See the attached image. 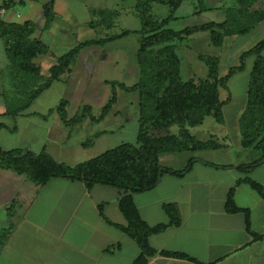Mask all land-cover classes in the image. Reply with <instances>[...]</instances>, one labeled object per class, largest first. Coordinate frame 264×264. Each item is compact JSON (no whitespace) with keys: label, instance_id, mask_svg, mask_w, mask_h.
Returning <instances> with one entry per match:
<instances>
[{"label":"crops","instance_id":"0c3cea01","mask_svg":"<svg viewBox=\"0 0 264 264\" xmlns=\"http://www.w3.org/2000/svg\"><path fill=\"white\" fill-rule=\"evenodd\" d=\"M49 1L0 0L2 21L22 23L32 20L37 28L31 39L41 40L49 47L46 54L33 59L41 68L43 79H31L18 73L11 64L0 37V145L4 150L46 151L55 160L73 166L122 143H136L140 119L139 94L126 92L117 86V101L104 119L92 121L88 117L75 127L67 126L53 109L64 99L69 102L68 119L85 105H90L92 114L99 118L113 93L109 82L118 81L131 86L140 78V67L134 58L130 59L125 45L114 44L117 34L103 33L105 29L110 30L117 25L123 8L95 5L85 0H54V20L46 27L43 4ZM126 1L129 0L123 2ZM201 2L202 8L192 2L194 8L191 13H179L181 4L173 13L168 27L174 29L171 24L187 15L201 17L195 25L223 22L227 9L237 6V0ZM18 4L23 5L22 11L17 9ZM156 5L161 7L159 2ZM153 7L151 4V13L159 20L171 13L170 8L169 15L160 18L153 13ZM251 9H264V0L256 1ZM206 12L210 16H206ZM136 13L138 15L137 9ZM98 29L104 30L99 33ZM254 32L264 35V20L242 35L243 41L251 39ZM238 36H227L221 46H215L209 31H199L180 41L177 52L179 54V49L185 46V63L190 69L199 54H204L200 43L208 48L214 46L221 66V50L227 47L228 38ZM110 37L114 38L82 48L70 71L53 81L28 106L24 103L18 105L22 96L21 92H17L15 78L27 80L28 86L36 81L44 82L58 58L73 47L88 40ZM140 38L141 35L139 47ZM260 40L251 44L255 45ZM230 52L231 49L228 50ZM179 56L182 75L183 59ZM194 72L190 71L193 75L189 79L202 78ZM105 74L124 77L121 81ZM109 88L110 92H104ZM53 92L62 93L55 98ZM246 102L232 111L229 118L224 112L229 103L224 105L225 122L222 124H215L207 116L202 124L189 127L199 139L217 137L223 147L160 153L162 172L156 186L133 192L135 205L149 225L169 222L164 209L167 203L178 206L182 219L179 226L170 225L149 236V242L157 252L148 257L146 264H264V237L254 240L247 230L245 215L229 213L225 208L227 194L235 186V202L251 211L252 230L264 233V198L247 183L237 185V180L245 176L237 166L255 159V155L248 150H241L239 119ZM179 130L178 126L172 132L178 134ZM94 135L97 136L93 144L84 146L83 142ZM232 146L240 154L237 161L213 159L217 153L222 156L219 153L223 151L232 153ZM191 159L193 164L189 166ZM261 164H256L250 174ZM253 177L261 180L256 173ZM120 197V189L113 185L97 183L88 189L85 181L64 177L51 178L39 184L25 173L0 168V230L9 228L5 239H1L0 264H133L142 251L137 241L123 229L128 221L120 210ZM163 250L185 252L201 263L164 256L161 253Z\"/></svg>","mask_w":264,"mask_h":264},{"label":"trees","instance_id":"16d2710c","mask_svg":"<svg viewBox=\"0 0 264 264\" xmlns=\"http://www.w3.org/2000/svg\"><path fill=\"white\" fill-rule=\"evenodd\" d=\"M153 1L139 0L136 5L141 20V29L138 31L141 35L140 47L137 51V62L140 67L138 82L127 86L122 82L110 81L113 93L103 107L99 118L92 114L90 105H85L73 118L68 119L69 102L64 99L53 109L59 113L67 126L75 127L88 117L92 121L104 119L117 101V86L126 92H137L140 100V119L136 143H122L73 166L55 160L46 151L35 153L24 152L23 149L4 150L0 145V168L11 169L20 174L25 173L36 183L44 184L51 178L64 177L83 180L88 189L97 183L118 187L121 193L119 207L128 221V225L123 229L137 241L142 251L133 264H146L148 257L156 254V249L149 242L151 234L161 232L170 225L179 226L182 220L178 206L167 203L164 209L169 216V222L149 225L142 219L135 205L133 192L156 186L162 172L159 164L160 153L218 149L224 146L217 137L208 140L199 139L191 133L189 127L202 124L207 116H213L218 123L225 122L223 106L230 102L231 95L222 100L220 88H227L231 77L245 70L249 57H254V62L248 85L246 107L239 119L241 145L244 149H255L259 157L250 163L237 166L245 173L243 178L237 180V185L247 183L264 198V184L250 176L256 164L264 163V39L243 51L239 57V64L231 66L224 76L219 75V56L199 54L198 58L208 67V74L206 78L198 80L182 78L181 58L177 52L180 41L199 31H209L211 42L215 46H221L227 36L247 34L264 20V9H251L258 0H237V6L227 9V17L223 22H207L174 30L168 27V24L173 18V13L184 0H167L166 4L171 8V13L162 20L155 18L151 13ZM43 7L47 19L46 27H48L54 20V0L44 3ZM36 28L32 20L22 23L1 20L0 37L4 41L7 56L17 72L31 79L42 80L41 68L33 62V59L46 54L49 47L41 40L31 39ZM129 33H131L130 30H125L116 37ZM113 38L81 42L60 56L57 63L50 68V76L38 87L31 92L29 89L21 88L19 92L24 97V105L28 106L31 100L48 88L53 81L70 71L82 48L96 43H105ZM22 83L23 81L19 85ZM173 125L179 126L178 134L161 135L151 132V129H164ZM96 136L83 142V145H92ZM192 164L193 159L190 160L189 166ZM235 190L234 186L227 194L226 211L243 213L247 230L254 240L263 239L264 233H256L251 228L250 209L240 207L235 202ZM8 231L9 228L0 230V244ZM161 253L164 256L201 263L182 251L163 250Z\"/></svg>","mask_w":264,"mask_h":264},{"label":"rangeland","instance_id":"374dc122","mask_svg":"<svg viewBox=\"0 0 264 264\" xmlns=\"http://www.w3.org/2000/svg\"><path fill=\"white\" fill-rule=\"evenodd\" d=\"M85 1H89L95 5H100V6L103 5V6H109L111 8L115 7L118 9L123 8V10H121L122 13L120 14V16L118 18L117 25L110 30L105 29V31H103V33H106L107 35L110 34L112 36L115 34L119 35L124 30H130L131 33L117 37L118 39L116 41H114V44L115 45H125V50L127 51L128 56H130V59L133 60V58H134V62L136 64H138V62H137V50L139 47V41L138 40L140 37V34L138 33V31L141 29V20H140L139 16L137 15L136 9L134 7L137 0H129L126 2H123L122 0H85ZM166 1L167 0H154L152 2V4L154 5L152 11L155 15H158V17H160V18H164V17H167L169 15L168 11L170 10V7L167 6V4L165 3ZM229 1H236V0H229ZM156 2H159L161 7H158V5H156ZM192 2H195V5L199 8H202V6H203V3L201 2V0H184L183 4L180 7V10H178V12L179 13H184V12L191 13V10L194 8V4L192 5ZM206 2H207V0H206ZM102 3H104V4H102ZM17 9L22 11L23 5L18 4ZM206 16H210V13L206 12ZM200 19H201V17L199 18L197 16L187 15L185 18L179 19L178 21L172 23L171 27H173L176 30H180L184 27L195 25V23L199 22ZM104 23H106V20ZM100 30H104V29H100ZM100 30L98 29L97 31L99 33H101ZM91 32L92 33L94 32V34H97L96 31H91ZM258 39L259 40L264 39V35L254 32L253 37L251 39H249L248 41H243L242 35H240L238 37H232L231 39L228 38V42L225 45L227 47L226 48L224 47L220 52V54L222 55V59H223V63L219 67L220 76L226 75L231 66L238 65L240 62L239 61L240 52L252 47L254 44H251V43L256 42ZM184 47L185 46L182 45L181 49H179V54L181 55V57L183 59L182 78L184 80L189 79L193 75V74H190V71H195L194 75H197L198 78L199 77H202V78L206 77L207 65L203 61H201L200 59L196 58V60H194L192 62L190 69L187 68L189 66L186 67V63H185L186 60H185V55H184L186 50ZM199 47L202 49L201 51L204 54L215 55V53L218 52L216 49H214V46H212V48H208V47L204 46L203 43H200ZM230 49L232 50V52H230V54H229L228 50L230 51ZM253 62H254V57H249L247 59V62H246V71L232 76L231 79L229 80L228 84H227V88H223V87L220 88V94H221L222 99H226V96H228V95L232 96V101L224 107L225 115L228 118L230 117V115H232V111L236 110L238 107L242 106L247 101V91H248V85H249L250 74H251L250 67L252 68ZM124 71H127V70H124ZM105 75H111V77H114L115 79H119L121 81L123 80V77H124V76H120V74H105ZM121 75H122V72H121ZM25 77L30 78L29 76H25ZM120 77H122V79ZM14 81H15L14 83L16 85L18 93L21 90V88L27 89V90L29 89L31 92L36 87H38L39 84L42 83L41 81H36L35 83H31L30 86H28L29 84L26 83L27 80H22V79L20 80V79L15 78ZM22 81H23V83L21 85H19ZM127 81L128 80H126V82ZM129 81H131V80H129ZM135 81H137V80H135ZM110 90H111V88H109V90H106V91L104 90V92H110ZM61 93L62 92H53V97H55V98L59 97L61 95ZM21 96H22L21 99L18 100L19 101L18 105L25 103V100H23L22 94H21ZM102 96H105V95H102ZM209 118H210V120L215 122V124H219L216 120H214L213 116H210ZM230 124L234 125V122L230 121ZM177 127H178V125H175L174 127L164 128V129L156 128V129H151V132H154L155 134L166 135V134H171V133L175 132ZM231 149H232V153L228 152V151H223V153H219L222 156H218V153H217V156L213 159H215V161H222V160L234 161V162L237 161L240 154H237L238 152H236L234 146H232ZM241 150H248L250 152V154L255 155V158H256V155L258 154L255 149L241 148ZM254 173H256L258 175L259 179H261V180H257V181L264 184V163L257 166L254 169V171L250 174V176L253 179H254V177H253Z\"/></svg>","mask_w":264,"mask_h":264},{"label":"built area","instance_id":"2783aa9c","mask_svg":"<svg viewBox=\"0 0 264 264\" xmlns=\"http://www.w3.org/2000/svg\"><path fill=\"white\" fill-rule=\"evenodd\" d=\"M0 21H1V16H0Z\"/></svg>","mask_w":264,"mask_h":264}]
</instances>
